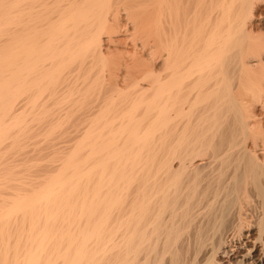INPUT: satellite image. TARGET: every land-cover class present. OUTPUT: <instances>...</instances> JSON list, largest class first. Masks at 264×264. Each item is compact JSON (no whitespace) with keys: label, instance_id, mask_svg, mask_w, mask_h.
I'll use <instances>...</instances> for the list:
<instances>
[{"label":"bare ground","instance_id":"1","mask_svg":"<svg viewBox=\"0 0 264 264\" xmlns=\"http://www.w3.org/2000/svg\"><path fill=\"white\" fill-rule=\"evenodd\" d=\"M261 1L0 0V264H264ZM124 32L153 65L111 58ZM60 87L79 139L31 178L13 134Z\"/></svg>","mask_w":264,"mask_h":264},{"label":"rangeland","instance_id":"2","mask_svg":"<svg viewBox=\"0 0 264 264\" xmlns=\"http://www.w3.org/2000/svg\"><path fill=\"white\" fill-rule=\"evenodd\" d=\"M261 4V5H260ZM264 12V1H261V2H258V3H256L255 4V8H254V11H253V14L251 15V17H253V19H258V17H259V14H264L263 13ZM125 27L127 26H129V27H131L130 25H127V24H125L124 25ZM125 27H124V31L125 30H127V29H125ZM120 28H122V26L120 27ZM123 29V28H122ZM120 30V32H123V30L121 31V29H118V31ZM130 30H131V28H130ZM129 31V30H128ZM132 31V30H131ZM260 31L261 32H263L264 33V30L262 31V30H258V32L257 31H255V32H257L258 34L260 33ZM127 33H129V32H126V34ZM112 36H114V42L111 44V49H112V51H113V53L114 52H116L115 50H117V52H118V54H119V58L117 59V57L118 56H115V58H114V56H112L111 55V58L113 59V60H115V61H119V62H124V63H129V65H134V64H139V66H142V65H144V66H147V67H150L151 65H153L154 63L151 61V59L149 58L150 56L149 55H147L148 53H150V50L148 51V47H151V46H149V44L151 45L152 43H148V46H147V48L144 46V49H143V47H141V46H143L144 45V43L145 42H143L142 40H139L140 38H138V37H134V36H130V35H128L127 37H129V38H132V39H130V41L127 39V38H125L126 37V35H125V32L122 34V33H112ZM138 38V39H137ZM117 39H122V42L124 43H121L120 42V40H118L117 41ZM127 39V40H126ZM134 39H136V41L134 40ZM126 41V43H125V41ZM132 40H134V41H132ZM143 42L142 44H141V42ZM119 42V43H118ZM135 43V44H134ZM139 43V44H138ZM131 44H133V45H131ZM153 46V45H152ZM114 47V48H113ZM133 48H134V50H133ZM142 48V49H141ZM156 48V49H155ZM120 51V53H119V51ZM140 50V51H139ZM151 50H155V51H157V47L156 46H153L152 47V49ZM134 51L135 52H137V60H133V57H131L132 55H133V53H134ZM144 51H146V52H144ZM122 52V53H121ZM131 52H132V54H131ZM148 52V53H147ZM142 53V54H141ZM122 54L123 55H127L126 56V58H125V60H119L120 59V56L122 57ZM116 55H117V53H116ZM128 55H129V57H128ZM131 55V56H130ZM136 55V54H135ZM134 55V56H135ZM139 55L141 56V57H139ZM122 58H124V57H122ZM108 69V68H107ZM107 69H105L104 70V77H105V82H104V86L103 87H105V89L107 88V86H108V88L110 89V88H112L114 85H115V83L116 82H119L120 81V79H121V77H120V79H119V76L121 75H123V74H119V76L116 78L115 77V75H112V76H109L108 75V71L109 70H107ZM260 70H258L259 72H258V74H260V76L261 77H263L264 78V66H262V68H259ZM97 69H95L94 71H93V73L96 71ZM263 81V86H264V79H262ZM120 83H121V81H120ZM130 83V82H129ZM147 85V84H146ZM145 85V86H146ZM62 87H60V89H61ZM59 89V88H58ZM58 90L57 91V89H56V96H54V94L52 93L53 91H45L44 92V95H45V99L44 100H46V102H48V104H47V106H49V105H51V106H55V108L54 109H52L51 108V106H49L50 107V110H51V113L49 114V115H45L46 117H40V114H42L41 113V111H42V109L44 108L43 107V105H41V104H43V103H41V104H38V103H36V104H38V105H34V108H37L36 110L38 111V112H35V110L33 111L32 110V112H30L31 110H29V107H33V106H31V105H26V106H24V103H26L27 102V100H28V96H30L29 95V93H27V92H25L24 94H26V95H24L23 94V96H22V94L19 96V99H18V103L16 102V100H15V107H19V108H15L14 107V105H13V107H14V109H16V110H14L15 112H17V113H19V112H21L20 110L22 109V108H25V107H27V106H29L28 107V109H26V111H28L29 110V112H27L28 113V115L30 116V117H28V116H24L23 118H22V122H20V123H26V125H24V123L23 124H20V126L22 125L23 127L21 128V131H18V129L20 128L19 127V125H18V127L16 126V131L14 132V134H13V136L14 135H17V133L18 132H20L21 134H22V138H21V140H22V142H21V140H20V142H21V144H19L18 146H16V147H20V148H22L23 150L28 146L29 147V149L27 150V149H25L24 151L22 150V149H20V148H17V149H19L20 151H23V152H25V151H27V152H25L24 154H21V152H19L18 150H16V148H13V149H15V150H13V151H11L10 150V154L11 155H15L14 156V158L12 157V159L14 160L13 162L14 163H12L11 161V159H7L6 161L10 164V165H14V167H15V169L16 168H18V169H16V170H21L22 172H25V174L26 173H29V175L30 174H32V176L30 175V177L31 178H34L33 176H37V178H35V179H38L39 178V176L40 175H45V174H47L48 172H52L53 170L52 169H54V167H57V166H59L61 163H62V160H63V158L62 157H60L61 155H63V157L64 156H67L68 154L67 153H69V152H71V150L73 149V146L75 145V139H76V137L78 138L79 137V127H80V120H79V118H78V116L76 115V112H74V114L75 115H72V113H69L68 115H64V111H68V109H71L72 107L70 106V103H72V102H74L75 100L73 99L72 100V98H70V96H71V94H69V96L68 95H65L64 93H63V91H65V89L66 88H64V90H63V88L61 89V90ZM264 91V90H263ZM58 92H60V94L58 95ZM84 92H86L85 90H80L78 93H84ZM97 92V91H96ZM51 93V94H50ZM76 93V92H75ZM74 93V94H75ZM61 94H63V95H61ZM67 94V93H66ZM99 94V93H98ZM98 94H94V96H98ZM104 94V93H103ZM43 95V94H42ZM44 95L43 96H41L42 98L44 97ZM52 98H50V101H48L49 99V96ZM79 95V94H78ZM77 95V96H78ZM81 95H84V94H81ZM101 95H102V93H101ZM25 96H27V98H25ZM47 96H48V98H47ZM57 96H59L58 98H60V96H62V100L64 101V103H66V102H68L69 100H71L70 101V103L68 102V104L66 105V104H62V103H58V101H60V99H58V98H56ZM65 96H66V102H65ZM75 97H76V95H74ZM100 96V95H99ZM24 97V98H23ZM69 99H68V98ZM73 97V96H72ZM79 97V96H78ZM40 98V97H39ZM41 98V99H42ZM48 100H47V99ZM64 98V99H63ZM41 99L39 100L40 102H41ZM54 99V101H51V100H53ZM43 100V101H44ZM20 101H22V102H20ZM249 101V100H248ZM45 102V103H46ZM57 103V104H55V103ZM44 103V104H45ZM76 103V102H75ZM255 106H256V108L255 109H257V111L258 112H260V113H262V114H264V98H260V99H258L257 101L255 100ZM19 104V106H17ZM21 105H22V107H21ZM262 105V106H261ZM24 106V107H23ZM39 106V107H38ZM45 106V105H44ZM21 107V108H20ZM49 107H45L46 109H49ZM74 107V106H73ZM62 110H61V109ZM74 108H76V107H74ZM33 109V108H32ZM13 110V109H12ZM52 110H54V112H56L55 114L52 112ZM73 110V109H72ZM14 111H12L13 113H14ZM76 111V110H75ZM30 113V114H29ZM34 113H35V115H34ZM58 113H61V115L60 116H58L57 114ZM15 114V113H14ZM26 114V113H25ZM37 114V115H36ZM54 114V115H53ZM43 115V114H42ZM33 117H35V119L33 118ZM53 117H54V120H53ZM57 118V119H56ZM40 122H39V121ZM58 120V121H57ZM60 120H63V122L62 121H60ZM42 121V122H41ZM45 121V122H44ZM55 121V122H54ZM58 122V124H60V125H58V124H56L57 122ZM39 122V123H38ZM51 122V123H50ZM48 123H50V124H52V127H51V125H49ZM57 125L56 127H55V125ZM63 124V125H62ZM27 125H28V128L26 129L25 127H27ZM49 125V126H48ZM30 126H32L31 128H30ZM62 126V127H61ZM79 126V127H78ZM48 127V131L49 132H51V133H47V130H46V128ZM78 127V129L76 130V128ZM26 130H25V129ZM63 128L65 129V130H63ZM29 129H31V131H29ZM56 129V130H55ZM23 130H25L24 131V133H22L23 132ZM55 130V132H53ZM76 130V131H75ZM59 131H61V132H59ZM29 132H30V135L31 136H33V138H35V137H37L38 135H39V137H37L36 139H34V140H31V139H33V138H31L30 136H29ZM47 134H46V133ZM74 132H77V134L78 135H76V133H74ZM20 133H18L19 134V136H21V134ZM65 135H64V134ZM24 134V135H23ZM28 134V135H27ZM47 137V138H50V139H44V135ZM50 134H52V136L50 137L49 135ZM56 134H59V135H56ZM61 134V135H60ZM72 134V135H71ZM74 134V135H73ZM44 136V137H41V136ZM64 135V136H63ZM49 136V137H48ZM26 138V140L24 141L23 139L24 138ZM56 137H58V138H56ZM64 137H66V139H64ZM75 138V139H73V140H71L72 138ZM62 138V140H60ZM12 139V138H11ZM27 139H29V140H31L30 142H28L29 140H27ZM41 139H43L42 141H41ZM69 139V140H68ZM79 139V138H78ZM78 139H77V141H78ZM10 140V139H9ZM58 140V141H57ZM71 140V141H70ZM49 141V142H48ZM63 141L65 142V144L66 145H64V143H63ZM74 141V142H73ZM76 141V142H77ZM24 142V143H23ZM28 142V143H27ZM37 143V145H33L34 143ZM40 142H42V144L41 145H39L40 144ZM66 142H69V143H71V144H67ZM29 144V145H27V144ZM35 143V144H36ZM22 144H25L26 145V147H24L25 145H22ZM49 146H48V145ZM57 144V145H56ZM58 144H60V146H58ZM30 145H32V146H35V147H38V145H39V148H33V149H38V150H33L31 147H30ZM42 145H47V146H42ZM54 145H56V146H54ZM69 145V146H68ZM56 147V148H54V147ZM63 147V149H61ZM71 147V148H70ZM54 148V149H53ZM61 149V151L59 150L58 151V149ZM66 150H65V149ZM44 149V150H43ZM50 149V150H49ZM6 150V153H9L8 152V150L7 149H5ZM4 150V151H5ZM49 150V151H48ZM51 150H54V151H51ZM70 150V151H69ZM33 151H35L34 153H32ZM38 151V152H37ZM40 151H43V153L42 152H40ZM52 153H51V152ZM69 151V152H68ZM17 152H19L18 154H17ZM37 152V154H36V156H34L35 155V153ZM60 152L61 153H63V154H60ZM67 152V153H66ZM14 153V154H13ZM16 153V154H15ZM29 153H31V154H29ZM49 153V154H48ZM66 153V154H65ZM33 154V155H32ZM46 154L49 156H46ZM9 155V154H8ZM17 155H19V156H21L19 159H18V157H17ZM29 155V156H28ZM37 155H40V156H42V157H40V156H37ZM54 155H56L57 157H54ZM10 156V155H9ZM11 157V156H10ZM33 157H35V158H33ZM47 157V158H46ZM56 158V159H52V158ZM16 158V159H15ZM30 160H29V159ZM40 158H42L41 160H48L49 161V159H52V163H54V164H52L51 162H44V161H40ZM44 158V159H43ZM46 158V159H45ZM60 158H62V159H60ZM25 159V160H24ZM26 159H28L27 161H26ZM16 160V161H15ZM36 160V161H35ZM37 160H39V161H37ZM19 161H23V162H19ZM25 161V162H24ZM36 162V163H38V165L37 164H34V167H32L31 165L33 164V162ZM26 162H27V164L28 165H25L26 164ZM21 163H23V165H21ZM30 163V164H29ZM41 163V164H40ZM60 163V164H59ZM47 164V165H46ZM43 165H45V167H43ZM53 165H54V167H53ZM18 166V167H17ZM46 166H48V167H46ZM49 166H51V167H53V168H49ZM22 167V168H21ZM47 169H48V171H47ZM50 169V170H49ZM31 172H33V173H31ZM50 172V173H51ZM5 191H6V193H5ZM8 192V193H7ZM9 190L8 189H6V190H4L3 192H2V196H4V194H5V196L4 197H7V194H9Z\"/></svg>","mask_w":264,"mask_h":264}]
</instances>
